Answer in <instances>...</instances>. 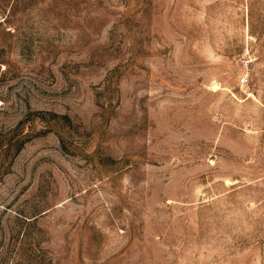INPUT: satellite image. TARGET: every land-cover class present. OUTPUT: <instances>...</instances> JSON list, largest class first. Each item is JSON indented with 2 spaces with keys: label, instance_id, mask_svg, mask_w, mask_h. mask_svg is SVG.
Returning <instances> with one entry per match:
<instances>
[{
  "label": "rangeland",
  "instance_id": "rangeland-1",
  "mask_svg": "<svg viewBox=\"0 0 264 264\" xmlns=\"http://www.w3.org/2000/svg\"><path fill=\"white\" fill-rule=\"evenodd\" d=\"M0 264H264V0H0Z\"/></svg>",
  "mask_w": 264,
  "mask_h": 264
},
{
  "label": "built area",
  "instance_id": "built-area-1",
  "mask_svg": "<svg viewBox=\"0 0 264 264\" xmlns=\"http://www.w3.org/2000/svg\"><path fill=\"white\" fill-rule=\"evenodd\" d=\"M241 80H243V81H244V78H241Z\"/></svg>",
  "mask_w": 264,
  "mask_h": 264
}]
</instances>
